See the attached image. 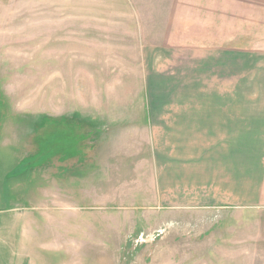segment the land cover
Listing matches in <instances>:
<instances>
[{"label": "rangeland", "instance_id": "374dc122", "mask_svg": "<svg viewBox=\"0 0 264 264\" xmlns=\"http://www.w3.org/2000/svg\"><path fill=\"white\" fill-rule=\"evenodd\" d=\"M202 105L264 106V0H0V264H264L263 210L155 192Z\"/></svg>", "mask_w": 264, "mask_h": 264}, {"label": "crops", "instance_id": "0c3cea01", "mask_svg": "<svg viewBox=\"0 0 264 264\" xmlns=\"http://www.w3.org/2000/svg\"><path fill=\"white\" fill-rule=\"evenodd\" d=\"M161 114L157 194L172 196L176 210L264 211V106H175Z\"/></svg>", "mask_w": 264, "mask_h": 264}]
</instances>
